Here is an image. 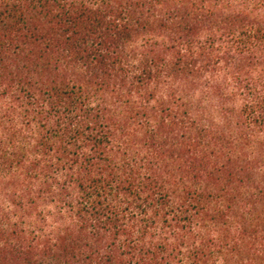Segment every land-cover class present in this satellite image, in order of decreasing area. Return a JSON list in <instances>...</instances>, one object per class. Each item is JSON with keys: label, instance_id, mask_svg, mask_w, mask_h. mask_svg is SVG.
I'll return each instance as SVG.
<instances>
[{"label": "trees", "instance_id": "16d2710c", "mask_svg": "<svg viewBox=\"0 0 264 264\" xmlns=\"http://www.w3.org/2000/svg\"><path fill=\"white\" fill-rule=\"evenodd\" d=\"M0 264H264V0H0Z\"/></svg>", "mask_w": 264, "mask_h": 264}]
</instances>
